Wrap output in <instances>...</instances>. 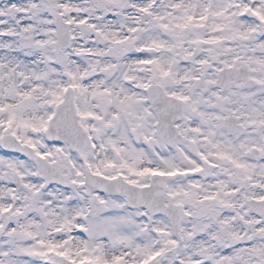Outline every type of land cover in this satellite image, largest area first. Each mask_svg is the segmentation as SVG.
<instances>
[{
	"label": "snow or ice",
	"instance_id": "snow-or-ice-1",
	"mask_svg": "<svg viewBox=\"0 0 264 264\" xmlns=\"http://www.w3.org/2000/svg\"><path fill=\"white\" fill-rule=\"evenodd\" d=\"M0 264H264V0H0Z\"/></svg>",
	"mask_w": 264,
	"mask_h": 264
}]
</instances>
